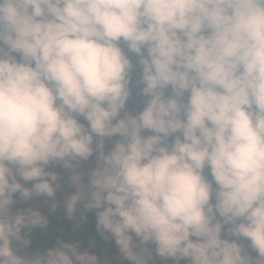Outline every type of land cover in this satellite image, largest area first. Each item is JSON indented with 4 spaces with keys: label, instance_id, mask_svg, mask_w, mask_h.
<instances>
[{
    "label": "clouds",
    "instance_id": "obj_1",
    "mask_svg": "<svg viewBox=\"0 0 264 264\" xmlns=\"http://www.w3.org/2000/svg\"><path fill=\"white\" fill-rule=\"evenodd\" d=\"M0 264H264V0H0Z\"/></svg>",
    "mask_w": 264,
    "mask_h": 264
}]
</instances>
